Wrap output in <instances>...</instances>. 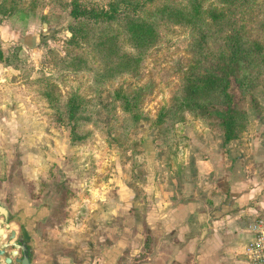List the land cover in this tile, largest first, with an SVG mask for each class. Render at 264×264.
<instances>
[{
	"label": "rangeland",
	"instance_id": "1",
	"mask_svg": "<svg viewBox=\"0 0 264 264\" xmlns=\"http://www.w3.org/2000/svg\"><path fill=\"white\" fill-rule=\"evenodd\" d=\"M71 2L0 0V177L12 188L21 176L44 204L50 198L67 203L50 204L55 224L62 225V244L84 242L94 233L125 236L131 216L125 209L114 214L115 205L102 204L95 192L111 198L128 184L140 201L149 179L154 185L160 177L174 178L159 168L173 167L172 159L186 147L187 123L208 119L225 132L224 83L213 89L204 84L231 74L220 65L227 40L237 33L242 49L236 55L243 57L227 56L235 69L229 92L238 110V138L252 120L264 118V0H202L198 10L229 9L216 25L206 18L217 33L211 39L202 38L208 29L194 30L192 23H176L161 11L167 6L191 12L193 0H78L82 10H110L116 3L118 16L104 23L75 20ZM131 2L136 17L156 30L147 49L126 32ZM77 22L82 27L76 32ZM104 37L113 41L112 49L90 44ZM254 41L261 51L252 50ZM76 56L87 61L88 70L69 69ZM110 71L114 76L103 78ZM46 92L54 93L53 102ZM121 94L130 96L127 107ZM70 96L81 98L75 140L71 125L58 120L61 113L56 118L57 111H67ZM137 221L134 230L140 233L141 217ZM132 242L135 249L126 248L119 264H143L147 248L141 238Z\"/></svg>",
	"mask_w": 264,
	"mask_h": 264
},
{
	"label": "crops",
	"instance_id": "2",
	"mask_svg": "<svg viewBox=\"0 0 264 264\" xmlns=\"http://www.w3.org/2000/svg\"><path fill=\"white\" fill-rule=\"evenodd\" d=\"M249 126L241 137L225 143L219 123L208 119L187 123L182 128L186 147L173 167L159 168L174 178L160 177L154 185L149 179L140 201L128 184L120 192L117 187L111 198L104 191L95 192L102 204L115 205L114 214L125 209L131 216L126 235L116 233L122 256L126 248L135 249L132 241L141 238L142 248H147L143 264H248L245 252L253 238L251 224L264 216V118L252 120ZM152 156L147 160H154L156 155ZM16 180L11 188L0 177V204L45 203L43 197L33 196L21 176ZM3 189L11 194V201L4 199ZM50 204L67 203L50 198ZM52 213L50 207V220L55 223ZM139 216L140 233L134 230Z\"/></svg>",
	"mask_w": 264,
	"mask_h": 264
},
{
	"label": "flooded vegetation",
	"instance_id": "3",
	"mask_svg": "<svg viewBox=\"0 0 264 264\" xmlns=\"http://www.w3.org/2000/svg\"><path fill=\"white\" fill-rule=\"evenodd\" d=\"M3 196L11 201L6 189ZM0 211V264H118L116 233L62 244V225L50 220V204H0Z\"/></svg>",
	"mask_w": 264,
	"mask_h": 264
},
{
	"label": "trees",
	"instance_id": "4",
	"mask_svg": "<svg viewBox=\"0 0 264 264\" xmlns=\"http://www.w3.org/2000/svg\"><path fill=\"white\" fill-rule=\"evenodd\" d=\"M202 0H193L192 2V7H191V12L190 11H184L180 10L179 8H170V7H165L164 10L161 9V11L167 14L169 19H171L174 22H181L180 20H185L186 23H192V27L194 30H199L197 27H204V29H208L209 32L203 33L202 38L207 39L208 35L210 36V39L214 36L216 37V31L213 29L212 25L207 22L206 18L210 20L214 25L216 23H220L223 18L225 17V10L228 12V8H223L220 7L221 9L218 8H210L209 11H205L203 9L198 10L196 7L198 5H202ZM72 10L70 14L72 17L77 20L81 21L83 20H89L94 23H104V22H109L111 20H114L116 16H118V5L116 3H113L112 9L107 10V9H81V5L79 4L78 0H72L71 4ZM130 7L132 8L131 10H125V15H127V26H126V32L129 33V39H138L139 43L143 46L146 47V49L149 46H152V44L155 42V35L156 30L153 26L152 23L148 22L147 20H142L140 18L136 17V9L137 5L134 2H131ZM219 7V6H218ZM224 9V10H223ZM88 18V19H87ZM82 27L81 25L77 26H72L74 30L77 32V28ZM203 29V30H204ZM156 33V34H155ZM234 39L232 40H227L226 44L227 48L225 50L227 51V54L225 52L222 53V63L220 65V69L224 71L227 69L228 71H231V74H225V76H221L222 78H209L208 81L205 82V86L208 88H215L219 86V83H224L223 89H224V95L225 98L228 99V110H227V117L224 121L225 124V132H224V142L227 143L231 140L237 139L238 135V128L235 123V115L238 113V110L233 109L232 106L234 105V101L232 99V94L229 92V84H230V79L232 78L235 69L229 66L230 62L228 61V56H232L233 61H239L243 56L236 55V52L238 49H242V44L239 39H242V34L237 33L235 36H233ZM95 41V42H94ZM90 42L91 45L95 46H103L105 43L106 47H109L112 49L113 46V41L109 40L107 37L102 38L101 40H94ZM98 41V42H97ZM255 45L252 46V50L258 49V51H261L260 48L256 45H260V42L254 41L253 42ZM228 55V56H227ZM249 55V53H247ZM0 58L2 57V53L0 55ZM87 61L80 56H76L72 59V61L68 64L70 66L71 71H79V70H88L89 67H86ZM133 68H128L127 72L131 71ZM116 73H119L120 71L116 70ZM111 74L108 75V73L103 75V78H107L110 76H114L112 71H110ZM216 77V76H215ZM213 79V80H212ZM255 84V80H251ZM210 83V86L208 84ZM204 87H199L198 90H202ZM194 91L197 92V89H193ZM46 97L48 98L49 102H53L55 99L54 93L53 92H46ZM126 102L124 103V107H127L129 105V95L126 94H121L120 95ZM67 106V111L66 112H56V118L58 119V115L61 113V116L59 117L58 120L64 121L66 124L68 123L72 127L71 135H73L72 139H76V126H78V122L81 121L80 117V109H81V98L77 96H70L68 98V101L66 103ZM194 106V105H193ZM195 107L197 110L198 107H200V104L196 103ZM182 108V105L180 106ZM74 130V131H73ZM80 135V134H79ZM81 137L84 138V136L81 134ZM186 139V138H185ZM177 159V158H176ZM176 159H172L173 163H175ZM172 160H169L167 158V162H171Z\"/></svg>",
	"mask_w": 264,
	"mask_h": 264
},
{
	"label": "built area",
	"instance_id": "5",
	"mask_svg": "<svg viewBox=\"0 0 264 264\" xmlns=\"http://www.w3.org/2000/svg\"><path fill=\"white\" fill-rule=\"evenodd\" d=\"M253 238L246 248L248 264H264V216L259 215L251 224Z\"/></svg>",
	"mask_w": 264,
	"mask_h": 264
}]
</instances>
